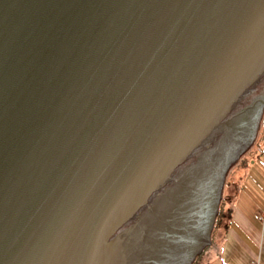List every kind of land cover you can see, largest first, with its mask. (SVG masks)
<instances>
[{"label": "water", "instance_id": "obj_1", "mask_svg": "<svg viewBox=\"0 0 264 264\" xmlns=\"http://www.w3.org/2000/svg\"><path fill=\"white\" fill-rule=\"evenodd\" d=\"M263 117L264 0H0V264H191Z\"/></svg>", "mask_w": 264, "mask_h": 264}, {"label": "crops", "instance_id": "obj_2", "mask_svg": "<svg viewBox=\"0 0 264 264\" xmlns=\"http://www.w3.org/2000/svg\"><path fill=\"white\" fill-rule=\"evenodd\" d=\"M252 155L264 157V141L255 144L249 157ZM252 160L247 164V160L241 161L231 171L227 181L232 187H225L222 212L228 216H223L225 223L215 225L211 245L200 264H264V188L251 181L253 173L246 167ZM227 187L234 189L229 202Z\"/></svg>", "mask_w": 264, "mask_h": 264}, {"label": "rangeland", "instance_id": "obj_3", "mask_svg": "<svg viewBox=\"0 0 264 264\" xmlns=\"http://www.w3.org/2000/svg\"><path fill=\"white\" fill-rule=\"evenodd\" d=\"M260 131H261V127H260ZM260 131H259V134H260ZM257 139H258V137H257ZM256 142H257V140H256ZM256 142H255V144H256ZM255 144L253 145V147L255 146ZM257 149H259V148H257ZM248 153L249 152H247V154H245L243 157H242V159H244V157H249L250 155H248ZM257 155H252V157L250 158H248V159H244V160H247L246 162H244V164L246 163L247 164V162L250 160V159H253L252 161H251V164L250 165H248L247 167H246V169H248L249 171H252V173H253V179H251V181L252 180H255L257 183H258V185L259 186H261V187H263L264 188V157H260V158H258V157H256ZM256 157V158H255ZM243 160V161H244ZM254 160H256V162H254ZM242 161V162H243ZM230 175V174H229ZM226 185L227 186H229L228 185V181L227 180H225V187H226ZM231 186V185H230ZM232 187V186H231ZM223 191H225V188H224V190ZM227 193H229V195L227 196ZM234 193V189L232 188V190H229V188L227 187V189H226V197H227V199H228V202L230 201V199H231V197H232V194ZM223 199L225 198V196H224V193H223V197H222ZM222 215V220H220V223L221 224H223V223H225V221H226V219H223V216H225L226 218H227V216L228 215H223V214H221ZM201 251V250H200ZM206 254V253H205ZM208 254V253H207Z\"/></svg>", "mask_w": 264, "mask_h": 264}, {"label": "trees", "instance_id": "obj_4", "mask_svg": "<svg viewBox=\"0 0 264 264\" xmlns=\"http://www.w3.org/2000/svg\"><path fill=\"white\" fill-rule=\"evenodd\" d=\"M260 141H264V117H263V120H262V125H261V131H260V134H259V136H258V139H257V142H256V144L257 143H260ZM252 152H253V148L249 151V153H248V155H250V154H252ZM243 160V159H242ZM241 160V161H242ZM235 168V167H234ZM233 168V169H234ZM231 172L229 171V173H228V177H229V174H230ZM228 177H227V179H228ZM225 205H226V203H225V201H224V199L222 200V202H221V204H220V208H219V214H218V217H217V224H216V227H217V225L219 224V222H220V220H222L221 218H222V212H223V209H224V207H225ZM214 230H215V228H214ZM214 230H213V233H212V236H213V234H214ZM209 249V247L207 248V249H205L197 258H196V260H195V262L193 263V264H200V262L202 261V256L206 253V251Z\"/></svg>", "mask_w": 264, "mask_h": 264}, {"label": "flooded vegetation", "instance_id": "obj_5", "mask_svg": "<svg viewBox=\"0 0 264 264\" xmlns=\"http://www.w3.org/2000/svg\"><path fill=\"white\" fill-rule=\"evenodd\" d=\"M239 121H240V120H239ZM239 121H238V124H237V126H236V130H235V131H236V135L240 134V132L237 131V130H239ZM250 123H251V122H250L249 120H247L245 117H244V119L241 121V125H242L243 128L248 127V126L250 125ZM227 140H228L229 144L232 143V139H231V138H229V139H227ZM229 144H228V145H229ZM252 148H253V147H252ZM252 148H251V149H252ZM251 149H250V150H251ZM250 150H249V151H250ZM249 151H248V152H249ZM246 154H247V153H246ZM219 156H220V155H219ZM243 156H244V155H243ZM243 156H242V157H243ZM217 157H218V156H217ZM242 157H241V159L238 161V163H237L234 167H236V166L241 162ZM245 158H246V157H244V159H245ZM234 167H233V168H234ZM233 168L230 170V172L233 170ZM227 177H228V175H227ZM227 177H226V180H227ZM222 200H223V198H222ZM222 200H221V202H222ZM221 202H220V204H221ZM219 208H220V205H219ZM218 211H219V209H218ZM218 214H219V212H218ZM212 233H213V232H212ZM211 236H212V234H211Z\"/></svg>", "mask_w": 264, "mask_h": 264}, {"label": "bare ground", "instance_id": "obj_6", "mask_svg": "<svg viewBox=\"0 0 264 264\" xmlns=\"http://www.w3.org/2000/svg\"><path fill=\"white\" fill-rule=\"evenodd\" d=\"M220 205V204H219ZM218 209H219V206H218ZM219 212V211H218ZM214 230V229H213ZM213 232V231H212ZM212 234V233H211ZM204 250H202V251H199L198 253H197V255L195 256V258H194V260L192 261V263L191 264H193L194 262H195V260H196V258L203 252Z\"/></svg>", "mask_w": 264, "mask_h": 264}]
</instances>
